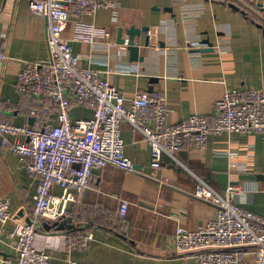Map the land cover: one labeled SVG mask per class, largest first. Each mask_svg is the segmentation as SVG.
Returning a JSON list of instances; mask_svg holds the SVG:
<instances>
[{"label":"crops","instance_id":"crops-1","mask_svg":"<svg viewBox=\"0 0 264 264\" xmlns=\"http://www.w3.org/2000/svg\"><path fill=\"white\" fill-rule=\"evenodd\" d=\"M237 1L264 17V0ZM32 2L0 0V45L15 57L0 62V117L21 125H32L35 119L23 110L32 97L18 89V71L28 60L48 58V20L31 11ZM84 19L105 27L107 34L95 42L75 40L74 19L63 26L62 35L71 40L74 52L87 54L82 67L94 69L128 97L164 93L170 122L193 113L214 116L217 102L233 87L264 91V27L226 0H116ZM131 25L149 27L136 38L143 60L133 59L129 48L112 45L119 43V27L128 39ZM205 39L212 50H199L208 45ZM72 114L89 117L92 110L76 103ZM122 135L136 169L112 163L95 168L81 200L69 206L67 218H73L74 227L37 230L35 246L49 254L52 264H69L71 259L87 264H197L193 254L172 250L178 226L197 230L217 215L215 203L194 193L199 178L222 194L235 184L241 207L264 214V131L211 132L204 146L187 139L177 159L163 156L156 176L151 175L147 139L125 120ZM3 139L0 132V196L10 199L14 216L0 224V259L16 254L15 231L32 218L36 192L35 174ZM54 190L61 193L59 185ZM123 199L129 206L120 218ZM81 231L93 237L83 246L69 247L67 235ZM241 264L264 263L246 248Z\"/></svg>","mask_w":264,"mask_h":264},{"label":"built area","instance_id":"built-area-1","mask_svg":"<svg viewBox=\"0 0 264 264\" xmlns=\"http://www.w3.org/2000/svg\"><path fill=\"white\" fill-rule=\"evenodd\" d=\"M116 0H33L31 11L48 20V58L28 60L18 71V89L32 97L24 112L33 116L32 125L15 124L0 117L3 144H10L26 167L35 174L33 220L16 229L13 257L0 264H52L45 250L35 246L38 219L62 220L72 202L80 201L90 185L93 170L108 163L126 170L136 169L125 153L122 121H128L150 144L152 176L162 166L165 154L177 159L187 139L206 145L211 132L264 131V91L257 88L227 89L217 102L214 116L193 113L177 123L169 121L168 97L162 92H139L126 96L121 89L101 77L81 60L87 57L74 52L62 28L74 19L73 38L95 42L104 38L107 29L84 17L96 14L101 7L114 6ZM113 47L128 49V43ZM15 58L0 45V62ZM92 110L89 117L72 114L74 104ZM8 136H13L9 140ZM24 138H22V137ZM56 185L61 193H56ZM237 186L229 184L224 194L199 178L195 195L218 207L217 215L203 227L191 230L178 226L173 254H193L197 264H241L243 252L252 249L264 263V214L243 208L235 196ZM129 201L121 202L119 216L125 217ZM10 199L0 196V224L13 218ZM93 237L89 232L67 235L69 247L83 246ZM69 264H87L71 259Z\"/></svg>","mask_w":264,"mask_h":264},{"label":"water","instance_id":"water-1","mask_svg":"<svg viewBox=\"0 0 264 264\" xmlns=\"http://www.w3.org/2000/svg\"><path fill=\"white\" fill-rule=\"evenodd\" d=\"M231 7L236 8L238 10H240L241 8L236 5L235 3H231L230 4ZM244 12V11H243ZM257 25H259L260 27H264L262 23H257ZM149 27L148 26H142V27H136L135 25H131L130 27H128L126 29V34H127V38L123 37V33H124V27H119L118 28V42L119 43H125L127 41L128 43V48L131 50V56L133 59H144V55L140 54V50H141V43L136 41V38L141 37L142 32L143 31H148ZM205 43H207L208 45L206 47H203L199 50H212L213 49V44L210 42L209 39H205L204 41ZM150 43V37L148 35H146L145 40H144V45L148 46ZM153 80L157 81V77H152ZM72 217L69 216L67 219H62V220H54V221H50V220H44L40 226L45 228L46 230H52V229H56V230H66L71 229L72 227H74V224L72 223ZM32 218L28 217L27 218V222L31 223L32 222Z\"/></svg>","mask_w":264,"mask_h":264},{"label":"trees","instance_id":"trees-1","mask_svg":"<svg viewBox=\"0 0 264 264\" xmlns=\"http://www.w3.org/2000/svg\"><path fill=\"white\" fill-rule=\"evenodd\" d=\"M226 3H228L229 5H230L231 3H235V4L238 5L243 11H245L248 15H251V18H252L253 20H255L256 23H262L263 26H264V17H262L261 15H258L257 12L255 13V11H253V13H252L251 11L247 10L246 8H243L244 5H242L241 3H239L237 0H226ZM251 13H252V14H251ZM247 17H248V16H247ZM32 218H34L33 215H32ZM43 221H44V219H38V220H37V224H36V229H37V230H44V229H45V228H43V227L40 226V223L43 222ZM45 230H46V229H45ZM54 230H56V229H54ZM46 231H47V230H46Z\"/></svg>","mask_w":264,"mask_h":264}]
</instances>
